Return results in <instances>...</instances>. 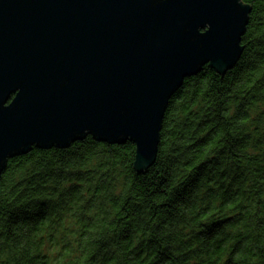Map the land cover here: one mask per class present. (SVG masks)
Returning <instances> with one entry per match:
<instances>
[{
    "label": "trees",
    "instance_id": "obj_1",
    "mask_svg": "<svg viewBox=\"0 0 264 264\" xmlns=\"http://www.w3.org/2000/svg\"><path fill=\"white\" fill-rule=\"evenodd\" d=\"M233 67L184 78L144 171L87 135L8 159L0 264H264V0Z\"/></svg>",
    "mask_w": 264,
    "mask_h": 264
},
{
    "label": "water",
    "instance_id": "obj_2",
    "mask_svg": "<svg viewBox=\"0 0 264 264\" xmlns=\"http://www.w3.org/2000/svg\"><path fill=\"white\" fill-rule=\"evenodd\" d=\"M242 0H0V175L9 158L88 134L154 161L170 98L240 58Z\"/></svg>",
    "mask_w": 264,
    "mask_h": 264
}]
</instances>
